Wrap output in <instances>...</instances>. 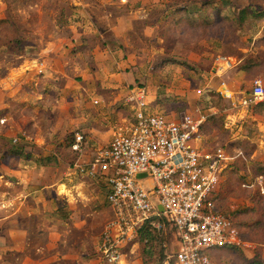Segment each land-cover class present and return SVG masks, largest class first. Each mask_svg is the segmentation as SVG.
<instances>
[{"label":"rangeland","instance_id":"1","mask_svg":"<svg viewBox=\"0 0 264 264\" xmlns=\"http://www.w3.org/2000/svg\"><path fill=\"white\" fill-rule=\"evenodd\" d=\"M86 20H96L100 26L95 25L101 29L118 20L134 22L132 28L127 24L125 35L130 51L140 55L144 63L138 73L159 83L158 96L162 100H157L158 106L176 113L196 109L206 114L201 142L208 149L219 145L231 156L215 194L217 209L239 226L244 225L234 215L236 210L253 214L264 210V192L252 184L255 176L261 174L264 189V101L248 108L240 104L256 77L264 82V0H0V106L1 99L8 104L0 109V119H3L0 121V219L6 220L4 224L20 227L25 222L27 225L32 217L19 213L21 216L17 219V214L11 216V212L36 207V202L25 199L24 195L35 190L43 193L41 188L49 184L52 186L44 190L57 198L55 203L59 208H67V201L72 198V204H83L78 209L96 211L99 239L106 222L113 217L104 183L85 177L74 167L76 162L86 163L93 158L107 139L99 148L89 143L86 149L89 157H84L82 149H71L73 138L70 137L71 133L83 135V148L88 140L85 133L80 128L68 127V122L58 120L57 115L47 113L51 106L57 112L69 111L74 117L76 106L82 111L85 102L82 92L53 94L49 89L46 95L45 85L40 83L43 73L27 61L44 57L40 49L49 34L57 43L61 34L69 38L78 36ZM101 20H108L110 24L106 26ZM76 21H79L78 27L70 26ZM80 47L74 46L73 52ZM20 53L22 56H17ZM220 55L235 60L228 69H240L233 88L225 83L229 97L222 92L227 72L214 74ZM33 77L39 89L30 83ZM72 78L73 72L63 75L67 90H72ZM28 85L31 87L27 88ZM15 86H20L24 93L19 100L14 97L19 90L11 92ZM11 98H15L14 103ZM49 98L52 101L46 105ZM51 123L54 127L49 130ZM10 148L22 149L23 153L9 155L6 151ZM224 174L227 181L223 180ZM243 183L251 185L242 186ZM224 194H227L226 201ZM81 198L84 201L80 202ZM43 207L47 205H40L37 200L36 208ZM156 221L158 227L148 222L146 225L160 237L158 241L150 240L145 246L140 243L138 231L135 238L136 252L141 251L144 264H156V259L160 262L165 253L172 252L176 240L174 229L164 217H157ZM240 230L244 240L264 243V230ZM254 245L244 249L215 248L208 255L213 260L216 258V264H264V246Z\"/></svg>","mask_w":264,"mask_h":264},{"label":"built area","instance_id":"2","mask_svg":"<svg viewBox=\"0 0 264 264\" xmlns=\"http://www.w3.org/2000/svg\"><path fill=\"white\" fill-rule=\"evenodd\" d=\"M234 63L232 57L220 55L214 73L223 74ZM222 86L229 97L224 82ZM263 100L264 82L256 77L240 104L248 108ZM127 101L132 120L114 125L106 145L88 162L74 165L85 177L102 180L113 212L99 239L100 260L125 264L124 245L145 223L158 227L155 218L160 214L174 228L178 244V251L165 253L160 264H216L208 255L212 249L252 247L233 220L216 207L215 194L231 156L219 145L208 149L198 143L207 115L199 110L182 111L179 116L153 111L148 92L140 85L131 88ZM82 140L83 135L75 133L71 149L81 150ZM137 173L147 176L136 178ZM262 179L257 176L252 183L261 193Z\"/></svg>","mask_w":264,"mask_h":264},{"label":"crops","instance_id":"3","mask_svg":"<svg viewBox=\"0 0 264 264\" xmlns=\"http://www.w3.org/2000/svg\"><path fill=\"white\" fill-rule=\"evenodd\" d=\"M81 21L83 20H80V22ZM101 21H103L106 26L110 24L108 20L107 22L106 20ZM86 22L87 23L83 25V32H77L78 36L74 34L69 38L61 34L58 38V43L55 39H52V36L49 34L45 39V45L40 49V53L44 57H34L27 61L31 63L29 65H32L35 70L37 68L39 72L43 73H41V78L44 80L42 79L40 83H42V86L45 85V92L43 93L46 95L50 92L49 89H51L53 94L65 93L68 95L71 91L73 94L78 91L82 92L85 102L81 108L82 111L76 106L77 111L75 113L73 112L75 114L74 117L70 116L69 111L64 113L60 111L57 112L55 110L56 108L51 106L47 113L53 116L57 115L56 118L58 120L68 122V127L71 128L74 126L77 129L80 128L81 131L85 133L88 140L85 142L84 147L81 148V151L84 157H89L87 154L89 149L86 150L89 143H91V145L97 144L99 148L100 145L105 143V139H107L108 142L111 129L114 125L132 120V107L127 101V96L131 88L137 85L136 83L145 82L144 85L140 86L147 90L148 98L151 101L150 106L153 111H155L154 109H160L170 116H179L181 111L176 113L172 110L167 111L161 109V107L158 106L160 102L157 103V100H162V97L158 96L159 83L156 82V84L153 78H147L146 75L143 76L142 73H138V71L143 70L144 63H141L140 55L137 56L134 52L130 51L131 48L125 35L128 30L127 24H129L131 28L134 27V22H132V20H129V23H127L126 20H118L114 25L104 27V29L95 25L98 24L96 20H86ZM74 25H79V21L74 22V24L70 26L75 27ZM98 26L100 25L98 24ZM77 45L81 47L73 52V47H77ZM124 47H128V50L124 49ZM21 53L17 54V56L21 57ZM21 64H19V66ZM164 68L165 67H163V69ZM71 72L74 74V78H72L73 82L70 83L73 87L71 88L72 90H67L62 79L63 75ZM161 72L162 70L159 71V73ZM239 72L240 69H227L224 72L226 76H224L225 79L223 82L233 88L236 81L234 78L238 77ZM144 79L145 81H142ZM159 79L160 77H158V80ZM33 81L34 77L30 83H33ZM37 84V79H35L33 85L36 86ZM26 87L29 88L31 86L28 85ZM36 88L39 89L40 87L36 86ZM18 90L20 93H16L14 97L19 100L20 97L24 95L22 88L20 89V86H17L12 89L11 92L14 93ZM166 90L169 89L166 88ZM166 93L168 92L166 91ZM41 97L42 94L39 98L42 99ZM15 98H11L13 103L15 102ZM92 99L96 100L97 103L94 104ZM1 101L0 109L8 107V104H5L7 103L5 100L1 99ZM51 101L52 98H49L46 105H50ZM78 104L79 101L76 105ZM73 105L72 101L71 107ZM188 110L189 109H185L182 111ZM49 120L52 121L53 119L51 118L47 121L49 122ZM53 127L54 125L51 123L49 130H52ZM202 137L203 134L198 143L202 146H206V144L201 142ZM92 154H94V152H92ZM12 173H14V171H12ZM226 179V174H224L223 180L227 181ZM51 186V184H49V186L44 185L43 188H41L43 193L35 190L34 192L24 195L25 199H33L36 202V207L37 200L40 201V205H47V207H31L27 208L24 212L23 210L21 212L18 210H13L11 212V216L17 214V219L21 216L20 214L32 217L33 219H30L27 225L23 222L24 225L21 224L20 227L13 225L7 227L4 224L6 220L2 221L0 219V221H2L0 222V264H105L100 260L97 251L99 236L97 234V219L94 217L96 211L94 212L92 209L85 210L84 207L83 209H78V207L83 204H72L74 201L72 198L68 199L67 206H65L67 208H64V210L61 207L59 208L55 203L57 198L50 192L44 190L49 189ZM90 186L94 185L91 184ZM82 191H85L84 187H82ZM227 191L228 189H226V192ZM224 195L226 201L227 194ZM84 196L85 195L81 197ZM260 200H262V198ZM81 201H84V198H81L80 202ZM0 206V210L2 211V205ZM255 215L264 220V210L256 212ZM6 217L8 216H3V218ZM237 218L239 221L245 220L243 215H239ZM33 222H35V224H33ZM252 222L249 221L248 225H251ZM248 228L249 227L245 225L239 226V229L243 231H246ZM253 228L254 229L250 228L248 230H264L263 225H257ZM136 236L122 248L125 255V264H144L141 251L136 252L138 247V241L135 239ZM250 242L253 245L255 244V247L264 246V243L259 241H257L258 243L255 241ZM127 255L128 261L126 260ZM9 259H11V261ZM215 259L214 257V260Z\"/></svg>","mask_w":264,"mask_h":264},{"label":"trees","instance_id":"4","mask_svg":"<svg viewBox=\"0 0 264 264\" xmlns=\"http://www.w3.org/2000/svg\"><path fill=\"white\" fill-rule=\"evenodd\" d=\"M17 39V38H16ZM264 101V100H263ZM262 102V101H261ZM261 102H259V103H261ZM259 103H257V104H259ZM256 104V105H257ZM262 104V103H261ZM71 139L73 138L74 139V135H73V133H71V137H70ZM67 140H68V138H67ZM68 143H69V145H70V143H71V141L69 140L68 141ZM6 153H8L9 155H20V154H22L23 153V150L22 149H18V148H10L8 151H6ZM26 156H29V154L27 155L26 154ZM257 176H262L263 177V175H261V174H259V175H257ZM257 176H255V178L257 177ZM100 181H102L101 179H100ZM256 188V187H255ZM259 190V189H258ZM255 212H257V211H255ZM254 212H250V211H248V210H246L245 212H237V210L234 212V215H237V216H239V215H243L244 216V218H245V220H243V221H241L240 222V224L241 225H246L247 227H249L248 229H250V228H252V229H254L253 227H255V226H257V225H263L264 226V220H263V218H261V217H257L255 214H253ZM250 214H252V215H250ZM159 217H164V219L166 220V218H165V216L163 215V214H160L159 216H158V218ZM157 218V217H156ZM155 218V219H156ZM246 218H247V220H246ZM167 221V220H166ZM249 221H253L252 222V224L251 225H248V222ZM168 222V221H167ZM169 223V222H168ZM234 223V225L235 226H237L238 227V229H239V224H237L235 221L233 222ZM170 224V223H169ZM173 228V227H172ZM150 229H152L151 228V226H148V225H146V223L138 230V232H139V235H141V237H140V243H143L145 246H147V243L150 241V240H154V241H158L159 239H160V237L159 238H157V236L156 235H154V232H151L152 230H150ZM174 229V228H173ZM251 229V230H252ZM239 231H240V233H241V236H242V238H243V235H242V232H241V230L239 229ZM174 233H175V230H174ZM225 248H228V249H235V247H225ZM160 253H161V251H160ZM158 258V257H157ZM144 263V262H143ZM161 262H159V260L158 259H156V264H160Z\"/></svg>","mask_w":264,"mask_h":264},{"label":"water","instance_id":"5","mask_svg":"<svg viewBox=\"0 0 264 264\" xmlns=\"http://www.w3.org/2000/svg\"><path fill=\"white\" fill-rule=\"evenodd\" d=\"M134 176H135L136 178H141V177H145V176H147V174H146V173H137V174H135ZM154 202H155V205H156L158 211H159L160 213H162V212H163V207L161 206V204L159 203V201H158L157 199H154ZM177 251H178V244H177V242L175 241V243H174V245H173V247H172V252H173V253H176Z\"/></svg>","mask_w":264,"mask_h":264}]
</instances>
